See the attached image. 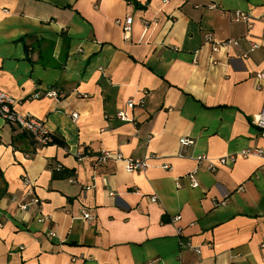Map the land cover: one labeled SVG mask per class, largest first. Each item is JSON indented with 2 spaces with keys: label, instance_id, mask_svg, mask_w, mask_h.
I'll use <instances>...</instances> for the list:
<instances>
[{
  "label": "crops",
  "instance_id": "obj_1",
  "mask_svg": "<svg viewBox=\"0 0 264 264\" xmlns=\"http://www.w3.org/2000/svg\"><path fill=\"white\" fill-rule=\"evenodd\" d=\"M259 71L264 0H0V91L64 140L38 146L0 119V264H264V159L207 168L264 151ZM23 180L40 200L26 211Z\"/></svg>",
  "mask_w": 264,
  "mask_h": 264
},
{
  "label": "built area",
  "instance_id": "obj_2",
  "mask_svg": "<svg viewBox=\"0 0 264 264\" xmlns=\"http://www.w3.org/2000/svg\"><path fill=\"white\" fill-rule=\"evenodd\" d=\"M231 19L233 21L245 22L248 27H250L252 25V18L246 12L234 11L232 16H231ZM131 20H132L131 16H127L124 22L117 20L118 24L122 23V29L124 32V37H126V38L129 36ZM207 40L211 41V39L209 37L207 38ZM237 43H238V39H229V40L223 42L222 45H230V44H237ZM258 46H259L258 43L250 42L248 51L245 52L243 54V56H247L249 52L254 51L256 48H258ZM212 49L214 51H217L219 49V45L216 43H212ZM256 79L258 80L257 81L258 82L257 87L259 88L260 87V81L264 80V71H259L256 75ZM45 95L56 96L57 92L55 90H49L45 93ZM34 96L38 97L39 94H35ZM15 104H16L15 98H13V97L9 96L8 94L0 91V119L3 120L4 122L12 123V124L19 126L21 129L28 131L36 141H38L42 144H46L50 140V138H48L46 136L48 134V130L45 128L43 122L41 120H39L38 118H36L32 114H29V113L21 114V113L17 112L15 109ZM134 105H135L134 100L129 99L126 102L125 108L117 110V112L115 113V116L118 119L123 120V121H131L133 118H132L130 111L134 108ZM71 117L75 120L77 118V113L76 112L72 113ZM251 123L254 126H256L257 128L261 129L262 134L264 136V107H262L258 112L253 114V116L251 117ZM193 142H194V140L192 138L183 137V138L179 139V144L181 146L190 145ZM253 155L254 156H260L264 159V151L263 150L254 149V148H245V149H242L238 152L230 153L226 156L220 157L216 160V162L209 161L207 168H208V170L213 171L217 164H226L228 162H234L238 156L248 157V156H253ZM109 157H111L110 152L102 151L99 154V156L97 157V160L98 161H105ZM115 157L117 159L121 158V156L119 154L115 155ZM155 157L156 156H154V155H150V156H146L144 158H127V159H125V170L127 172H134V171L143 170L149 166V160L153 159ZM196 159H197V162L199 163L202 160H206V157L204 155H199L196 157ZM56 167H57V169L61 168L60 164H58ZM161 167L162 168H168L169 165L164 163V164H162ZM187 176H188L189 180L191 181L192 187H197L198 182H197L196 177H195V170L190 172ZM23 185H24V189H25L24 191H25V195L27 197V200L20 202L18 204L19 210L20 211H26L32 207L39 206L40 200L36 196V194L34 193V189H33V186L31 185V183L28 182L27 180H23ZM111 195H112V193H111ZM151 199L154 200V197H151ZM82 217L88 221L93 218V216L88 212H84L82 214ZM37 219L40 222H44L48 219V217L39 214ZM179 219H180L179 214L174 216V218H173L174 221H177ZM178 229H180V228H178ZM48 235L50 237H55L56 232L51 229L48 231ZM148 264H152V262H150Z\"/></svg>",
  "mask_w": 264,
  "mask_h": 264
},
{
  "label": "trees",
  "instance_id": "obj_3",
  "mask_svg": "<svg viewBox=\"0 0 264 264\" xmlns=\"http://www.w3.org/2000/svg\"><path fill=\"white\" fill-rule=\"evenodd\" d=\"M11 124H12V123H11ZM17 127H19V126H17ZM19 128H20V127H19ZM20 129H21V128H20ZM21 130H22V132H24V133L28 136V138H29L33 143H35V144L38 145V146H44V145H48V144H57V145H60V146H63V145H64V140H63L61 137L57 136V135H56L55 133H53V132L48 131V134H47L46 136H47L48 138H50V140H49L46 144H42V143L36 141L28 131L23 130V129H21ZM55 169H56V170H60L61 168L57 169V167H56Z\"/></svg>",
  "mask_w": 264,
  "mask_h": 264
}]
</instances>
